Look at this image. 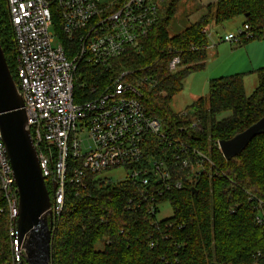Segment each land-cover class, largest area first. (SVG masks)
<instances>
[{"label": "trees", "instance_id": "16d2710c", "mask_svg": "<svg viewBox=\"0 0 264 264\" xmlns=\"http://www.w3.org/2000/svg\"><path fill=\"white\" fill-rule=\"evenodd\" d=\"M178 2L168 0L162 6L140 52L127 51L107 67L82 65L86 84L75 89V97L91 99V88L99 93L127 73L123 81L139 92V102L161 121L167 137L202 151L211 165L193 184L160 200L168 201L172 215L158 224L141 211L125 210L126 200L136 193L129 181L106 183L89 176L77 192L68 186L63 212L52 224L51 264H264V226L254 220L255 203H264V133L228 161L217 147L264 117V68L253 72L257 85L249 96L245 75L235 74L210 80L207 97L182 113L169 107L185 78L204 68L209 42L202 29L241 17L254 38L238 44L259 39L264 0H215L202 7L196 22L170 36ZM0 45L15 80L6 0H0ZM174 55L180 58V70L171 72L168 63ZM225 113L229 116L218 120ZM45 185L51 195L48 180ZM10 225L0 194V264H11Z\"/></svg>", "mask_w": 264, "mask_h": 264}, {"label": "built area", "instance_id": "2783aa9c", "mask_svg": "<svg viewBox=\"0 0 264 264\" xmlns=\"http://www.w3.org/2000/svg\"><path fill=\"white\" fill-rule=\"evenodd\" d=\"M167 1L6 0L15 48L14 81L41 175L50 183L52 221L63 212L68 186L77 192L89 176L112 183L97 175L122 168L127 177L121 182L136 186L125 210L141 211L158 224L159 206L168 203L160 200L193 184L211 165L202 151L167 137L161 121L149 116L139 102V92L123 81L127 73L111 80L99 93L91 88V99L75 97L79 66L107 67L127 51L140 52ZM201 33L209 36L207 27ZM253 38L244 25L236 35H225L222 42ZM178 68L180 58L174 55L168 69L174 72ZM195 126L193 123L191 128ZM0 194L11 223V264H27L17 240V189L1 131ZM254 210L255 223L264 226V203L257 201Z\"/></svg>", "mask_w": 264, "mask_h": 264}, {"label": "water", "instance_id": "95a60500", "mask_svg": "<svg viewBox=\"0 0 264 264\" xmlns=\"http://www.w3.org/2000/svg\"><path fill=\"white\" fill-rule=\"evenodd\" d=\"M264 120L262 117L231 140L217 143L225 161L237 156L264 131L250 135V130ZM0 131L5 153L17 189L16 225L19 248L27 264H51L50 195L41 175L32 143L24 104L9 71L0 45ZM55 184L52 183V190Z\"/></svg>", "mask_w": 264, "mask_h": 264}, {"label": "rangeland", "instance_id": "374dc122", "mask_svg": "<svg viewBox=\"0 0 264 264\" xmlns=\"http://www.w3.org/2000/svg\"><path fill=\"white\" fill-rule=\"evenodd\" d=\"M212 3H214V0L209 1V3H206V5ZM206 5L203 3V0H179L176 13L173 16L171 26L169 28L170 36L178 34L190 24L196 22L203 12L202 7ZM51 11L53 13L55 12V9L52 8ZM56 19L57 17L54 15V22ZM241 23L242 18L238 17L225 22L222 25H215L214 23H211L207 26L209 33L208 42L210 48H208L206 52L205 66L202 70L194 72L186 77L183 81L182 90L172 97L169 107L173 113H182L183 110L192 102L199 98L207 97L208 83L210 81H207V79L209 75L216 76L215 78H218L250 72V74H246L244 77V90L245 95L247 96L252 93L253 89L257 85L256 75L252 72H254V70H258V68L253 69L251 65L247 63L248 58L244 51V47L242 46L243 44L222 42V38L225 35H236L237 32L242 28ZM55 29L51 28V30ZM55 41L57 43V38ZM229 49H232L236 52H230ZM262 56L264 57V53H262ZM82 65L79 66L78 70ZM260 68H264V65ZM242 69L245 71L240 72ZM80 70L76 72L74 78L75 89L80 86H85L86 84L83 77L84 74L81 73ZM178 70H180V68L176 69L175 71ZM231 71L232 73H230ZM218 72L221 73L219 74ZM227 116H229L228 113L222 114L218 117V120H222ZM261 131H264V120H262L250 130V135ZM126 177L127 174L122 168L111 169L97 175L98 179H103L112 183L121 182L125 180ZM171 215L172 209L170 204L163 203L159 206V213L157 216L159 220L167 219L171 217Z\"/></svg>", "mask_w": 264, "mask_h": 264}, {"label": "crops", "instance_id": "0c3cea01", "mask_svg": "<svg viewBox=\"0 0 264 264\" xmlns=\"http://www.w3.org/2000/svg\"><path fill=\"white\" fill-rule=\"evenodd\" d=\"M209 1H211V0H203V3L206 5V3H209ZM242 24H243V19H242L241 25ZM242 46L244 47V51H245L247 58H248L247 63H249L253 69H255V68L260 69V67H262L264 65V57L262 56V53H264V32H263V37H260L259 39H255L253 41H249ZM208 48H210L209 44H208V47L206 49V52H207ZM229 51L230 52H236L232 49H229ZM231 55H232V53H231ZM204 66H205V62H204ZM244 71L245 70L242 69L240 72H244ZM218 73L220 74L221 72H218ZM230 73H232V71ZM219 74H214V75H219ZM243 74L244 75L250 74V72L249 73H243ZM215 77L216 76L209 75L207 81L212 80V79H216ZM244 92H245V90H244Z\"/></svg>", "mask_w": 264, "mask_h": 264}]
</instances>
